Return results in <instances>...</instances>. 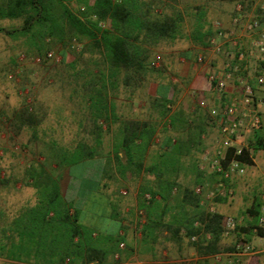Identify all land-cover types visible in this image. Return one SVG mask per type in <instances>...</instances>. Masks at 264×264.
I'll list each match as a JSON object with an SVG mask.
<instances>
[{"label":"crops","instance_id":"0c3cea01","mask_svg":"<svg viewBox=\"0 0 264 264\" xmlns=\"http://www.w3.org/2000/svg\"><path fill=\"white\" fill-rule=\"evenodd\" d=\"M10 21L17 22L16 28L21 26L20 20ZM260 23L264 31V19ZM26 42L33 45L37 39L24 38L23 43ZM199 50L197 46H191V50L170 49L162 56L161 68L155 67L159 73H153L139 88L127 90L119 85L107 93L108 115L100 122V148L105 146L106 151L95 157L100 158L102 164L94 175V187L88 193L92 192L101 201V209L89 214L91 217L87 219V216L86 220H79L74 207L85 176L82 180L71 176L68 167H59V159L50 149H39L50 143L57 133L49 132L47 139L43 138V130L48 127L42 124V117L35 110L32 117L20 119L23 108L5 104L0 107V145L8 146L17 141L22 151L16 159L0 155V264H59V252L64 249L70 254L60 264H224V254L230 251L238 235L219 237L213 254H204V244L211 240L208 233L199 237L196 244L180 235H172L199 213L233 217L237 231L246 228L242 235L259 249L250 258V264H264V243L259 239L261 234L252 233L247 213L252 202L256 198L260 200L264 193V174L256 171L250 178L246 167L257 168L261 163L253 159L251 166H245L242 177L229 181L226 184L231 191L229 195H219L212 200L196 196L194 206L183 195L184 189L195 187L198 172H201L204 190L206 184H210L208 189H214L219 183L216 175L199 169L201 153L209 146L206 135L213 124L207 109L200 108L198 102L205 100L207 108L218 104L205 80L213 62L210 61L211 66L196 64ZM263 64V61L248 63L244 74L252 85L254 81L249 72H256ZM261 90L262 87H254V95ZM82 92L77 93L78 96L74 91L64 92L72 106L71 114L76 112L72 98L75 95L80 100L85 95ZM236 92L234 83H228L227 96ZM261 100L258 101L262 127L264 99ZM87 107L82 101V112ZM164 112L165 116L160 119ZM122 121L147 123L153 131L144 152L130 156L133 164H128L130 159L114 148L119 141ZM49 125L50 129H56L54 124ZM213 133L214 144L217 138L214 125ZM86 138L90 139L89 130ZM43 140L49 142L43 143ZM139 145L135 140L134 146ZM171 181L176 188L167 201L161 202L157 196L150 204L143 200L144 194L158 187L166 192V185ZM259 188L260 193L253 192V189L258 192ZM59 201L68 217L64 223L57 217ZM74 227L76 237L71 235ZM119 242L124 245L122 250L117 248ZM115 253L117 260L113 259ZM216 254L223 255L219 262L212 258Z\"/></svg>","mask_w":264,"mask_h":264},{"label":"trees","instance_id":"16d2710c","mask_svg":"<svg viewBox=\"0 0 264 264\" xmlns=\"http://www.w3.org/2000/svg\"><path fill=\"white\" fill-rule=\"evenodd\" d=\"M237 0H203L200 5L189 6L184 0H0V20H20L21 26L14 30L0 28V33L7 36H25L42 41L46 37L57 40L66 38L69 43L83 39L87 45L80 51L82 54H94L100 58V64L105 67L100 73L97 69L91 70L87 82L82 84L83 98L81 102L87 103L86 119L89 127V136L92 145L79 144L76 147L84 152L83 159L75 158L73 164L93 159L100 155L101 129L100 122H104L108 115L107 93L115 90L119 85L127 90L139 88L153 73H156L149 64L152 51L161 43H172L184 39L198 47H206L207 39L212 35L211 23L205 18L208 3H236ZM74 5L76 9L70 7ZM245 8V4H242ZM255 15H258L255 14ZM260 21L262 19H259ZM105 23V28H99L98 23ZM70 46V44H69ZM159 72V71H157ZM32 117L33 111L27 107L18 118ZM160 115L159 118H163ZM153 136V131L147 123L136 121H122L116 150L122 151L128 158V164H133V154H142ZM140 142L134 146V141ZM247 150L251 153L264 151V130L260 128L250 135L246 141ZM75 151V154L77 153ZM230 152H227L229 157ZM246 151L237 157L245 166H251L246 158ZM72 163L59 161L58 165L68 167ZM193 164V163H192ZM172 168V163H170ZM195 168V166H194ZM194 186H203L201 172L197 173ZM176 188L174 182L166 185V192L158 187L147 194L151 196L150 204L155 196L161 202L171 197L172 189ZM193 190V189H192ZM192 190H185L183 195L192 204L197 203V197ZM141 194L143 192H140ZM260 200L258 198L251 204L247 213L255 225ZM59 201L58 220L67 221L65 209ZM218 214L199 213L192 216L186 225L180 226L172 235L182 236L188 240L190 236L199 237L208 233L210 242L204 244V254H213V246L221 237L220 220ZM76 215L74 216V221ZM198 223V227H194ZM182 230V231H181ZM72 237L77 236L76 227L71 232ZM257 235H260L258 232ZM202 239V238H201ZM247 240V239H246ZM202 241H199L202 246ZM194 243V244H196ZM63 245H66L64 242ZM70 246V241L67 243ZM66 245V246H67ZM73 247H77L73 245ZM69 249V248H68ZM69 250L59 252V264L69 255Z\"/></svg>","mask_w":264,"mask_h":264},{"label":"rangeland","instance_id":"374dc122","mask_svg":"<svg viewBox=\"0 0 264 264\" xmlns=\"http://www.w3.org/2000/svg\"><path fill=\"white\" fill-rule=\"evenodd\" d=\"M187 5H200L203 0H184ZM241 1L245 4V11L250 15L258 13L256 9L259 0H251L250 2ZM261 2L264 0H260ZM237 3V2H236ZM235 3H208L206 5L205 18L208 23L219 21L223 27L228 26L229 18L233 13V7ZM72 9H76L74 5H71ZM104 28H105V23ZM261 24V23H260ZM17 22L0 20V28L4 30H14L17 27ZM24 38H30L29 35L25 36H7L0 33V107L4 104L6 106L15 108H30L32 111H36L37 114L42 117V124L48 127L43 130V138L47 139L46 136L49 132L54 134L57 133L56 137L52 140H43L40 150L45 151L46 149L51 150L52 154L58 157L59 161L70 162L68 166L69 174L83 180L82 186L79 190V199L75 203L74 207L77 210L79 220H86L87 216L89 219L92 214L99 212L101 209V201L95 198L92 192L89 191L94 187V175L98 173L101 168L102 161L100 158L84 159L75 164L73 161L75 158L83 159L84 152L76 147L79 144L92 145L91 138H86V132L89 130L90 124L86 119V111L82 112L80 108V100L75 97L77 93L81 92L82 84L92 79L88 73L93 69L103 72L105 67L100 64V58L94 51V54H82L79 56L80 51L87 41L83 39L76 40L75 42L79 46L77 49H73L69 46V42L66 38L57 40L53 37H46L44 40L34 42L30 45L28 42L23 43ZM191 46L188 41L181 39L176 40L172 43H161L151 53L149 58V64L156 73H159V67L161 68V59L170 49H190ZM198 47V46H197ZM199 54L202 55L209 66L210 61L213 62V67L224 62L223 56H213L205 52V47H199ZM50 54V57H47ZM197 56V55H196ZM195 56V63L196 62ZM210 58L212 60H210ZM37 60V61H36ZM156 63L158 68H155L152 64ZM255 64V63H254ZM200 65V64H199ZM257 65V64H255ZM187 65L185 68L187 69ZM210 70V68H209ZM250 71V69H249ZM251 77L260 75L264 80V64L261 67L256 68V72H249ZM50 80H52L50 82ZM262 90L256 96L262 102L264 99V82L261 86ZM74 91L75 95L73 99V110L72 114L69 112L72 107L67 100L64 92ZM3 96H6L5 98ZM68 103V104H67ZM48 123V124H47ZM54 124L56 129H50V125ZM212 125V124H211ZM264 130V122L261 127ZM213 125L210 131L207 133L209 144L213 143ZM107 137V136H106ZM103 141V140H102ZM51 144V145H50ZM75 151L77 152L75 154ZM106 151L105 146L101 147L99 152ZM21 147L18 142L15 141L10 145H0V155L6 157L10 155L13 158H17L21 153ZM254 162L261 163L257 168L246 167L249 171L250 178H252L256 171H260L264 174V151H259L257 154L252 155ZM16 170V166L14 168ZM246 172V171H245ZM248 173V172H247ZM262 177V174H259ZM90 177V178H89ZM262 179V178H260ZM205 190L208 189L210 184H206ZM204 187V186H202ZM207 188V189H206ZM254 191L256 194L260 193ZM255 194V195H256ZM256 197V196H254ZM253 203V202H252ZM85 207H82V206ZM92 213V214H91ZM89 214H91L89 216ZM249 215V214H248ZM251 222L250 229L254 227L252 218L248 217ZM246 228L241 227V232L245 233ZM229 236V237H230ZM235 240V239H234ZM258 249V248H257Z\"/></svg>","mask_w":264,"mask_h":264},{"label":"built area","instance_id":"2783aa9c","mask_svg":"<svg viewBox=\"0 0 264 264\" xmlns=\"http://www.w3.org/2000/svg\"><path fill=\"white\" fill-rule=\"evenodd\" d=\"M118 1V0H112ZM251 0H245L250 2ZM258 15H249L240 2L234 4L233 13L229 18L228 26L223 27L219 21L211 23L212 35L207 39L205 52L213 56H223L224 62L205 74V80L214 92L217 105L207 108L205 100H200L198 106L207 109L208 117L216 128L217 138L215 143L209 144L200 156L199 169L207 170L218 177L219 183L214 189L204 190L200 186L193 188L195 196L204 197L205 200H212L216 196L231 194L226 184L234 178L242 177L245 172V165L238 160L243 151H246V158L252 163L251 152L247 150V138L261 128V117L259 101L255 99L254 87L263 85V78L260 75L253 76L254 85L250 83L249 77L244 74L247 65L251 61L264 62V31L260 29V20L264 19V1L256 5ZM99 28H104L103 23H98ZM70 47L77 49L79 46L72 40ZM50 57V54H47ZM213 59V58H212ZM37 61V60H36ZM196 62L206 65L207 61L202 55L196 56ZM154 67L156 63L152 64ZM209 66H211L209 64ZM228 83H234L237 87L236 94L227 96L226 87ZM227 152H230L227 157ZM124 195V192H121ZM145 202L151 200L149 194L142 196ZM142 217V213L138 212ZM194 223V227H198ZM221 236L229 237L237 234L236 221L231 216H223L220 220ZM264 243V193L260 198V206L252 233L257 235ZM197 235L190 236L188 242L194 244ZM118 250L124 248L119 242ZM264 251V245L262 246ZM257 249L251 242L247 241L242 234H238L233 241L231 249L224 254V264H250L251 257L257 254ZM223 255L216 254L212 258L219 262ZM118 254L113 255L117 260Z\"/></svg>","mask_w":264,"mask_h":264}]
</instances>
